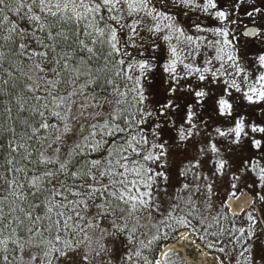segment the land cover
<instances>
[{"label": "snow or ice", "instance_id": "1", "mask_svg": "<svg viewBox=\"0 0 264 264\" xmlns=\"http://www.w3.org/2000/svg\"><path fill=\"white\" fill-rule=\"evenodd\" d=\"M176 243L264 264V0H0V264Z\"/></svg>", "mask_w": 264, "mask_h": 264}, {"label": "bare ground", "instance_id": "2", "mask_svg": "<svg viewBox=\"0 0 264 264\" xmlns=\"http://www.w3.org/2000/svg\"><path fill=\"white\" fill-rule=\"evenodd\" d=\"M243 199V197L241 198ZM176 251L181 255L184 256V258L191 263H195L196 264H212V258L210 255L203 256L201 255L200 251L197 250L196 248L192 247L191 245H186L184 247H181L179 243H176L174 245ZM193 249H195V251L197 252L195 258L189 257V255H187L188 252H192ZM195 252V253H196Z\"/></svg>", "mask_w": 264, "mask_h": 264}, {"label": "water", "instance_id": "3", "mask_svg": "<svg viewBox=\"0 0 264 264\" xmlns=\"http://www.w3.org/2000/svg\"><path fill=\"white\" fill-rule=\"evenodd\" d=\"M194 252H196L195 249H193V251L191 252V255H189V257L195 258L196 255L194 254ZM178 255H180V254L178 253ZM188 264H196V262L195 263L188 262Z\"/></svg>", "mask_w": 264, "mask_h": 264}, {"label": "rangeland", "instance_id": "4", "mask_svg": "<svg viewBox=\"0 0 264 264\" xmlns=\"http://www.w3.org/2000/svg\"><path fill=\"white\" fill-rule=\"evenodd\" d=\"M194 254L196 255V254H197V252H196V253L194 252ZM210 256H211V255H210Z\"/></svg>", "mask_w": 264, "mask_h": 264}]
</instances>
